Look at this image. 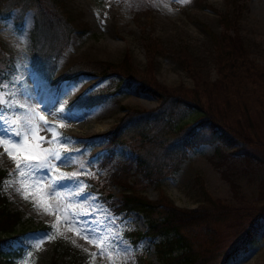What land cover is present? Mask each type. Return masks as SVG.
Instances as JSON below:
<instances>
[{"label": "rangeland", "instance_id": "obj_1", "mask_svg": "<svg viewBox=\"0 0 264 264\" xmlns=\"http://www.w3.org/2000/svg\"><path fill=\"white\" fill-rule=\"evenodd\" d=\"M5 1L0 0V9H3ZM245 1L248 7L241 19V35L251 58L264 66V0ZM64 3L68 10L78 15L77 27L87 28L88 32L84 36L75 35L57 60L56 76L50 82L38 77L31 65L32 12L24 15L22 28H17L14 22L17 11L9 19L0 15V52L10 56L14 69L9 79L1 81L0 93H5L3 99H10L11 104L0 108V116L7 114L15 121L13 127L22 133L29 127L32 129L27 132L26 141L41 161L50 158L52 153L73 161L56 167L50 179L36 181L27 171L24 176L19 174L17 160L5 150L10 142L0 143V167L9 172L0 192L7 197L10 209L21 213L24 228H29L27 234L21 237L25 253L17 264L50 263L54 256L53 236L34 248L30 243L33 236L48 233L40 228L42 226L52 227L72 245L90 254L92 264H135L136 253L127 233H145L147 226L144 218L138 213L130 217L115 215L96 194L86 190L85 183L67 179L66 175H83L97 182H108L118 162H132L135 170L136 154L130 143L116 150L115 161L108 169L99 168L97 155L101 157L106 154L108 141L105 135L120 124V119L127 112L153 111L160 102L133 87L107 98L92 110L72 111L71 117L65 120L58 115L61 108L67 114V105L77 97L111 86L114 91L118 82L97 84L94 80L83 78L70 83L60 80V77L67 69L78 64H119L126 52H130L135 67L142 73L149 59L141 42V29L145 28L152 38L158 39L167 48L186 47L202 75L208 81L215 82L218 72L212 44L205 30L221 32L219 13L225 11L226 0H64ZM156 67V78L161 85L177 91L183 88L185 93L193 89V80L173 61L158 57ZM69 85L79 87L65 99L64 89ZM10 114H14L15 118ZM198 115V112L183 109L179 122H193ZM45 123L54 126V130H46ZM256 123L264 133V120L257 117ZM3 127V123H0V128ZM138 144L134 143L135 146ZM213 153L212 146L189 152L188 160L178 172H172L156 185L147 187L144 195L151 201L165 195L178 208L195 210L203 203L202 183L205 191L224 205L239 207L244 205L245 199L251 205L259 204L257 199L261 181L264 180V166L254 164L247 167L239 159L231 161L228 175L240 191V197H235L229 183L222 178L221 169L211 163ZM144 154L152 160L159 152L148 145ZM20 163L23 166L27 162L21 157ZM38 175L44 177L46 173L40 172ZM109 191L114 200L121 199L119 188L110 187ZM74 217L92 222L96 233L121 241V248L125 245L130 247L131 255L126 257L110 251L106 240L85 239L79 227H72L68 223ZM261 222L248 233L249 242H252L249 252L226 264H264V221ZM148 247L149 240L146 239L141 244V251H147L148 260L157 264L153 247L150 250Z\"/></svg>", "mask_w": 264, "mask_h": 264}, {"label": "trees", "instance_id": "obj_2", "mask_svg": "<svg viewBox=\"0 0 264 264\" xmlns=\"http://www.w3.org/2000/svg\"><path fill=\"white\" fill-rule=\"evenodd\" d=\"M245 0H226V9L219 13L220 33L205 30L214 56L218 79L210 82L196 66L186 47L167 48L141 29V42L148 59L145 70L134 65L130 52L119 64L104 62L72 66L60 80L75 83L80 79L97 84L118 82L114 87L89 91L67 105L72 111L92 110L107 98L133 87L156 98L160 105L153 111H132L120 119V124L105 137L106 154L99 157V168L108 169L115 161L116 150L129 143L136 154V169L132 162H118L108 182H97L83 175L67 174L66 178L82 181L88 192L96 194L115 215L140 214L147 226L145 233H127L136 253L135 264H155L148 260L141 244L149 240L157 264H226L249 252L252 242L248 233L264 221V180L261 181L257 205L244 200L239 207L227 206L212 198L201 183L202 205L195 210L175 206L167 196L151 201L144 190L159 183L161 178L178 172L188 160V154L204 146L214 147L211 163L221 169L222 178L229 183L235 197H240L239 186L230 178L227 169L234 159L247 167L263 165L264 133L256 123L264 120V66L251 58L241 35L240 23L247 10ZM0 9L4 19L17 11V28H22L24 15L32 12L34 25L30 33L31 65L35 74L46 81L56 76V63L70 46L75 35L84 36L88 29L77 27L78 15L65 6L64 0H6ZM173 61L194 83L190 92L183 88L172 90L156 78L157 58ZM10 56L0 52L1 81L12 75ZM10 106V105H9ZM1 109L4 107L0 106ZM198 112L190 123H180L181 111ZM15 118L14 114H10ZM139 143L137 146L134 143ZM154 147L159 155L145 157V147ZM225 168V169H224ZM134 171V172H133ZM9 172L0 167V190ZM117 187L121 199L114 200L109 191ZM20 212L9 208V201L0 192V264H17L25 253L21 237L24 228ZM54 238V256L49 264H92L91 255L72 245L50 226L40 227Z\"/></svg>", "mask_w": 264, "mask_h": 264}, {"label": "snow or ice", "instance_id": "obj_3", "mask_svg": "<svg viewBox=\"0 0 264 264\" xmlns=\"http://www.w3.org/2000/svg\"><path fill=\"white\" fill-rule=\"evenodd\" d=\"M78 87L79 85L67 86L64 89V98L66 99L73 92L78 90ZM4 95L6 94L0 93V106L7 107L9 104H11V100L9 99L5 101L3 99ZM17 106L23 107V105H17ZM71 114H72L71 109H68L67 114H65L63 108H61L58 113V115H62L65 120H68L71 117ZM40 119L43 120V117H40ZM0 123H3L4 125L3 128H0V143H3L5 141L10 142V145L6 146L5 150L8 152L9 156L17 160V169L21 176H24L25 171H27L29 175L32 176L36 181H39L41 179H50L52 177V172L56 167L60 165L71 164L73 162L67 157H61L57 153H52L50 158L44 159L43 161H41L40 157L32 149V146L27 144V141H26L27 132L32 131L30 127L26 130L25 133H22L17 127H13V124L15 123V121L10 119L7 116V114H5L4 116H0ZM44 127L46 130H49V131L54 130V126H49L46 123ZM21 157L23 158L24 161L27 162L23 166H21V163H20ZM56 162H59V164ZM40 172H45L46 176L44 177L39 176L38 173ZM68 223L72 227H79L80 233L84 236L85 239L106 240L110 248V251H114L118 255L123 254L126 257L131 255L132 249L126 245L123 248H121V241L113 237H110V236L106 237L103 234L96 233V230L93 229L91 226L92 222H86L79 218L74 217L73 219L69 220ZM51 238H52L51 232L33 236L32 241H30L31 247L34 248L38 245V243H42L46 239H51Z\"/></svg>", "mask_w": 264, "mask_h": 264}]
</instances>
